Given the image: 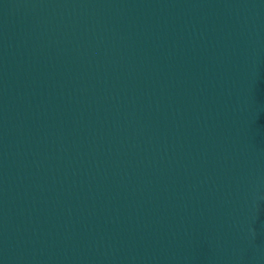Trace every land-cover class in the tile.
Returning a JSON list of instances; mask_svg holds the SVG:
<instances>
[{
	"label": "water",
	"instance_id": "water-1",
	"mask_svg": "<svg viewBox=\"0 0 264 264\" xmlns=\"http://www.w3.org/2000/svg\"><path fill=\"white\" fill-rule=\"evenodd\" d=\"M0 264H264V0H0Z\"/></svg>",
	"mask_w": 264,
	"mask_h": 264
}]
</instances>
